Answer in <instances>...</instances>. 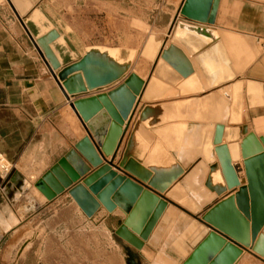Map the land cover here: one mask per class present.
Returning a JSON list of instances; mask_svg holds the SVG:
<instances>
[{"label":"water","instance_id":"water-1","mask_svg":"<svg viewBox=\"0 0 264 264\" xmlns=\"http://www.w3.org/2000/svg\"><path fill=\"white\" fill-rule=\"evenodd\" d=\"M11 1L21 16L32 8L30 0ZM217 5L218 0H185L180 13L193 21L214 24ZM59 36L60 33L52 29L38 38L36 44L51 69L58 72L56 78L67 98L110 86L122 79L131 66L129 61L119 62L95 48L86 51L79 61L63 67L51 48ZM163 42V37L150 36L141 52L143 57L152 62L158 58L153 77L142 95L143 101L200 94L235 79L230 61L215 32L180 23L171 46L162 49ZM179 48L189 57H194L191 63L199 72L204 87H198L195 77H192L179 87V93L170 94L169 89L158 83L156 78L167 84L178 85L181 81L170 71V67L186 79L193 71L191 63ZM211 66L214 69H207ZM219 66L221 68L218 69ZM145 85V81L136 74H130L123 84L108 94L73 101L71 107L82 121L87 136L36 185L49 200L68 190L88 217H92L101 205L109 212L120 207L127 217L115 234L137 250L143 248V240L148 239L168 203L126 175L119 174L112 160L104 161L103 158L113 159L119 151L125 132L123 127H128L125 123H130L133 105ZM229 115L230 102L217 92L186 102L147 105L140 113L119 164V169L163 194L196 159L202 157L211 165L208 177L210 187L222 193L224 187L218 165L215 164L216 152L227 188L232 190L240 187L235 195L217 203L203 215V221L212 230L194 220L171 245L170 250L179 256L178 261L182 264H235L244 252L236 244L252 248L264 256V235L260 234L264 226V138L258 139L250 133L239 144L247 129H232L229 133V129H225ZM178 121L211 124L202 129L204 146L195 150L190 158L178 154L173 148L172 133L182 130L170 126L155 130ZM149 129H153L168 151L175 154V160L159 143L145 159L153 141ZM224 134L229 145L214 149L213 145L220 144ZM241 158L245 160L246 186H241L237 169L232 164ZM199 166L184 176L167 194L193 214L199 213L216 197L205 196L196 182L195 178L201 175ZM91 167L96 169L92 173ZM79 181L80 184L72 187ZM181 187L185 188L196 204L190 198L189 204H183L174 197L175 191ZM128 262L136 264L134 259Z\"/></svg>","mask_w":264,"mask_h":264},{"label":"crops","instance_id":"crops-1","mask_svg":"<svg viewBox=\"0 0 264 264\" xmlns=\"http://www.w3.org/2000/svg\"><path fill=\"white\" fill-rule=\"evenodd\" d=\"M136 1L30 0L32 8L26 15L21 16L11 0H0V152L14 166L13 172L10 175L11 180L14 176L19 175L25 179L29 188L33 184L36 196H39L40 199V203L38 202V204L46 206L51 202H54L53 205H55L69 201V203L77 205L68 194V190H65L51 201L47 200L36 189V185L40 181H43V178L51 169L65 158L71 150H75L76 144L87 136L82 121L71 107V104L75 100L108 94L123 84L127 76L135 73L145 81L146 85L133 105L130 123H127V121L125 123L128 124V127L126 129L123 127L125 132L119 151L113 159L111 157H104L103 159L104 161L112 160L113 167L119 174L126 175L133 181L141 184L144 188L151 190L166 200L168 204L149 234L148 239L143 240V251L137 250L115 234V231L127 217V214L120 207L117 206L112 212H109L101 205L96 215L102 217L105 222L109 219H116L117 223L111 229L123 249L132 254L142 255L147 264H151L152 258L157 257L159 254H162L166 258L161 257L158 259L157 264H169V262L172 264H182L178 261L179 256L170 250L171 245L194 220L210 227L203 221V215L217 203L235 195L240 187L232 190L227 188L216 152H214L215 164L218 165L220 181L224 187L222 193H217L210 187L208 177L211 172V165H208L202 157L196 159L190 168L185 171L184 175L163 194L119 169V164L123 158L130 135L145 106L168 102H186L203 98L212 92H217L230 102V115L225 129H229V133H231L232 129H247V133L243 134L238 141L239 144L250 133L254 134L258 139L264 138V50L260 43V39L264 36V0H218L214 24L201 23L182 16L180 12L185 0H170L168 5H164L167 9L164 13L162 9L158 8H154L151 11L152 16L149 22L153 24L150 26L158 30V33H154L153 35L164 38L162 49H167L171 46L178 24L180 23L189 27L215 32L230 61V68L235 74V79L230 82L221 84L214 89L206 90L200 94L180 95L151 102L143 101L142 95L147 83L153 77L158 58L153 64L152 62L144 64L146 72L145 75H142L135 72V67L138 63L145 60L137 57V61L132 69L133 71H129L118 82L67 98L61 84L56 78L58 72H54L51 69L47 59L36 44L38 38L47 34V31H42L43 27L50 28L51 30L53 28L56 29L60 33L59 38L63 37L65 39L66 46L54 43L61 57L64 56L65 58L67 55L72 56L76 54L74 52H77L78 49L75 46H80V57L74 60L71 59L70 61L62 58L63 67L79 61L85 55L86 49L90 47L121 49L122 52V50L127 49L112 48L117 46L109 44L114 42L115 29L128 28L129 20L132 18L131 14H136L137 18L142 19L141 14L146 12L140 5L142 4L140 2L143 1L138 0V4ZM155 3L160 6L162 1L155 0ZM38 13H41L45 18L41 22L43 26L39 25L38 18L36 17ZM71 46H74V50ZM180 50L191 63L194 57H189L182 49ZM191 65L193 71L187 79L170 67V71L176 74L181 81L178 85L167 84L158 78L156 80L163 87L169 89L170 94L179 93V87L192 77H195L198 87H204L199 72L192 63ZM207 69H214V67H207ZM239 81L244 83L243 101L236 108L237 111H240L239 108L241 107V123L230 124V117H234L231 114L232 102L225 95L221 94L220 91L226 85ZM249 81L261 84L263 103H259L257 100L253 103V96L247 94V82ZM210 125V123L178 121L157 127L155 130H162L167 126H170L169 128L178 127L177 129L182 130L172 133L173 148H175L178 154H183V156L190 158L195 154V150L204 146L205 135L202 129ZM149 133L153 137V141L149 145L150 147L145 159L152 154L156 144L159 143L164 151L169 153L175 160V154L168 151L165 143L153 133V129H149ZM223 145H229L226 134L223 135L222 142L218 145H213V148L215 149ZM244 162L243 158L239 162H233V165L237 169L241 186L248 184ZM197 166H199V174L201 175L200 177L197 176V178L194 176V178L196 182L198 181L203 194L207 197H216L203 207L199 213L193 214L178 202L170 199L167 194L180 183L184 176H187ZM95 170V168L91 167L90 173ZM1 181H3V178L0 176ZM76 184H80V181L74 183L72 187ZM4 189L0 194V225L5 233H8L17 225V210L14 206L22 202L23 194L16 198V200H12L4 192ZM187 194L191 201L196 204L192 196L189 193ZM35 202L37 201L32 200V203ZM170 205L181 212L179 218L173 224L167 215V208ZM77 207L79 208L78 205ZM210 230H212L211 227ZM260 234L264 235V226ZM136 237L141 239L139 235H136ZM26 243L28 244V242ZM26 243L25 246H27ZM236 245L241 247L244 252L235 264H264V256L257 254L252 248H245L239 244ZM29 247H23L20 250V254ZM138 264H142L141 261Z\"/></svg>","mask_w":264,"mask_h":264},{"label":"rangeland","instance_id":"rangeland-1","mask_svg":"<svg viewBox=\"0 0 264 264\" xmlns=\"http://www.w3.org/2000/svg\"><path fill=\"white\" fill-rule=\"evenodd\" d=\"M140 1H143L140 5L146 10L141 14L144 20L137 18L136 14H131L128 28L115 29L114 42L109 44L117 46L112 48L137 51L130 71H133L137 57L142 59L140 53L149 37L158 33L157 28L150 26L153 24L149 22L151 11L158 8L164 13L167 10L164 5L170 3V0H161L162 4L159 6L155 0ZM136 3L138 4V0ZM71 47L74 50V46ZM75 47L78 49L76 54L62 58L70 61L80 57V46ZM127 50H122L121 58H127ZM144 60L135 67L136 73L145 75L144 64L149 61ZM9 180L10 175L0 182V194ZM32 200L37 202L32 203ZM38 202L40 203L39 196H36L35 187L31 184L26 194H23L22 202L14 206L18 218L16 227L5 233L0 225V264H129V259L147 264L142 255L123 249L111 229L112 226L115 227L116 219L105 222L96 213L88 217L77 205L69 201L55 205L51 202L46 206ZM25 243L30 247L20 254L23 247L27 248ZM152 259L151 262H154L155 257Z\"/></svg>","mask_w":264,"mask_h":264},{"label":"bare ground","instance_id":"bare-ground-1","mask_svg":"<svg viewBox=\"0 0 264 264\" xmlns=\"http://www.w3.org/2000/svg\"><path fill=\"white\" fill-rule=\"evenodd\" d=\"M36 17L38 18V22L39 25L43 26L41 24V22L45 19L43 17V15L41 13H38L36 15ZM53 27V26H52ZM54 29V28H53ZM50 28L47 27H43L42 31H47V33L50 31ZM152 36H156V35H152ZM54 43H57L59 45H63L66 46V41L63 37L58 38ZM54 43L51 45L52 50L54 51L55 55L57 56V58L62 61V57L59 53V51L56 49ZM56 44V45H57ZM99 49L100 51L106 52L111 58L119 61V62H126L129 61L131 63V66L128 70L127 73H129L132 64L137 56V52L135 51H128L129 55L127 56V58L125 60H122L121 58V49H109V48H102V47H90L87 48L86 51L90 50V49ZM143 50V49H142ZM66 51V50H65ZM67 52V51H66ZM142 52V51H141ZM71 53V52H70ZM76 53V52H74ZM69 54V53H68ZM73 54V53H72ZM86 54V53H85ZM141 55V53H140ZM74 57V56H73ZM141 57L143 59L148 60L149 62H152L151 60L143 57L141 55ZM153 64V62H152ZM126 73V74H127ZM131 74H135V73H131ZM243 91H244V83L239 81V82H233L231 84L226 85L225 87H223V89L220 91L221 94L225 95L228 99L231 100L232 102V110H231V114L234 115V117H230V124H240L241 120H240V114H241V107L239 108L240 111H237V107L239 106V104L243 101ZM247 94L252 95L253 96V103H255V101L257 100L259 103H263V91H262V87L261 84L256 83V82H247V90H246ZM218 157V156H217ZM5 162H7L4 158H2ZM219 160V158H218ZM241 161V160H240ZM8 163V162H7ZM9 164V163H8ZM220 164V163H219ZM233 164V162H232ZM221 167V166H220ZM29 188V185L27 184V182L25 181V179L21 178L19 175L14 176V178L8 183V185L5 187L4 192L9 196L10 199L12 200H16V198H18L20 195L24 194L27 192V189ZM41 194H43L45 196V198L47 200H49L46 195L39 190L38 188H36ZM62 194V193H61ZM69 194V193H68ZM60 195V194H59ZM70 195V194H69ZM71 196V195H70ZM72 197V196H71ZM174 197L180 201L183 204H189L188 202V194L187 191L185 190V188L181 187L179 189H177L175 191ZM73 199V198H72ZM74 200V199H73ZM74 202H76L74 200ZM192 202V201H191ZM77 204V202H76ZM78 205V204H77ZM79 206V205H78ZM80 208V206H79ZM81 209V208H80ZM82 210V209H81ZM83 211V210H82ZM84 212V211H83ZM181 212L173 207V206H169L167 208V215L168 218L170 219V222L173 224L175 223V221L179 218ZM128 243V242H127ZM139 251H143V248ZM161 257H164L162 254H159L157 257H155L154 262H151V264H157L158 259H160ZM166 258V257H164ZM170 261V260H169ZM169 264H172L171 262H169ZM175 264V263H173Z\"/></svg>","mask_w":264,"mask_h":264},{"label":"built area","instance_id":"built-area-1","mask_svg":"<svg viewBox=\"0 0 264 264\" xmlns=\"http://www.w3.org/2000/svg\"><path fill=\"white\" fill-rule=\"evenodd\" d=\"M261 47L264 50V36L260 39ZM2 158H4L7 162H5ZM14 169L13 164H11L7 158L0 152V176L1 178L8 177L12 174Z\"/></svg>","mask_w":264,"mask_h":264}]
</instances>
